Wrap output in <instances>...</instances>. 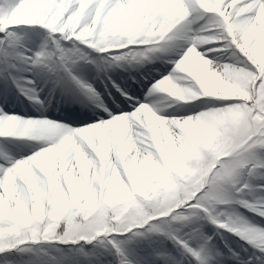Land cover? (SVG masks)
Returning a JSON list of instances; mask_svg holds the SVG:
<instances>
[{
  "label": "snow or ice",
  "instance_id": "6c2138e0",
  "mask_svg": "<svg viewBox=\"0 0 264 264\" xmlns=\"http://www.w3.org/2000/svg\"><path fill=\"white\" fill-rule=\"evenodd\" d=\"M0 264H264V0H0Z\"/></svg>",
  "mask_w": 264,
  "mask_h": 264
}]
</instances>
